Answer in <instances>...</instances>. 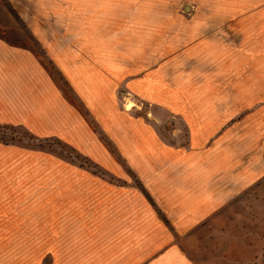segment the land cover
<instances>
[{"label": "crops", "instance_id": "0c3cea01", "mask_svg": "<svg viewBox=\"0 0 264 264\" xmlns=\"http://www.w3.org/2000/svg\"><path fill=\"white\" fill-rule=\"evenodd\" d=\"M6 1L18 18L0 14V124L56 137L124 181L54 172L43 222L56 241L46 254L54 264H195L175 234L264 172V0ZM163 52L181 53L182 109L155 74L126 81L121 57L123 75H112V54ZM121 84L182 116L185 146L112 110ZM0 160L53 159L1 143Z\"/></svg>", "mask_w": 264, "mask_h": 264}, {"label": "rangeland", "instance_id": "374dc122", "mask_svg": "<svg viewBox=\"0 0 264 264\" xmlns=\"http://www.w3.org/2000/svg\"><path fill=\"white\" fill-rule=\"evenodd\" d=\"M178 10L187 11L183 5ZM9 12L7 1L0 0V14ZM19 27L16 21V28ZM127 55L129 57L124 59L122 54H112L113 76L123 75L122 68L115 66L121 57V64L123 60L127 64L126 81L136 75L155 74L160 84L163 83L164 88L173 94L178 107L183 108L186 73L181 68V53ZM168 56L177 59L168 63ZM46 62L56 77L55 67L49 60ZM114 88L115 102H109L112 110L127 108L133 115L155 126L164 142L185 146L189 131L182 116L170 113L161 103L138 98L124 84L117 86L116 90ZM65 91L71 94L68 89ZM80 107L97 128L88 112ZM1 143L14 145L24 152L46 153L53 160H0V264H54L46 252L54 248L55 230L53 224L45 229L46 223L43 222L49 205L54 204V196H46L54 194L50 191L55 188V181L50 179L54 178V172L59 168L70 171L72 166L110 182L123 184L124 181L56 137L38 138L23 128L0 124ZM175 237L195 264H264V172L248 185L240 187L236 196L229 198L194 228L182 235L175 234Z\"/></svg>", "mask_w": 264, "mask_h": 264}, {"label": "trees", "instance_id": "16d2710c", "mask_svg": "<svg viewBox=\"0 0 264 264\" xmlns=\"http://www.w3.org/2000/svg\"><path fill=\"white\" fill-rule=\"evenodd\" d=\"M9 6V5H8ZM9 9H10V11L16 16V18H18L17 17V15H16V13H15V11L9 6ZM112 151L116 154V156L118 157V155H117V153H116V150L112 147ZM119 158V157H118ZM134 182H135V184L142 190V192L144 193V195L148 198V200L151 202V203H153L152 202V199L150 198V196H149V194L146 192V190L142 187V185L140 184V182L136 179V178H134ZM167 222V221H166Z\"/></svg>", "mask_w": 264, "mask_h": 264}, {"label": "bare ground", "instance_id": "6f19581e", "mask_svg": "<svg viewBox=\"0 0 264 264\" xmlns=\"http://www.w3.org/2000/svg\"><path fill=\"white\" fill-rule=\"evenodd\" d=\"M130 105V104H129Z\"/></svg>", "mask_w": 264, "mask_h": 264}]
</instances>
